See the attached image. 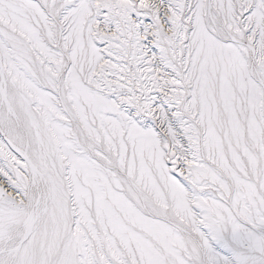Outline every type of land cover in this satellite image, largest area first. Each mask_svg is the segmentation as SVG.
<instances>
[{"label":"snow or ice","instance_id":"6c2138e0","mask_svg":"<svg viewBox=\"0 0 264 264\" xmlns=\"http://www.w3.org/2000/svg\"><path fill=\"white\" fill-rule=\"evenodd\" d=\"M0 264H264V0H0Z\"/></svg>","mask_w":264,"mask_h":264}]
</instances>
